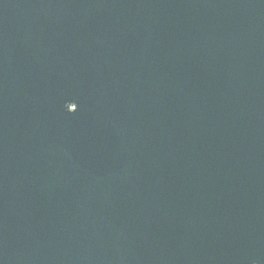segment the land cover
<instances>
[{
  "label": "water",
  "instance_id": "obj_1",
  "mask_svg": "<svg viewBox=\"0 0 264 264\" xmlns=\"http://www.w3.org/2000/svg\"><path fill=\"white\" fill-rule=\"evenodd\" d=\"M0 264H264V0H0Z\"/></svg>",
  "mask_w": 264,
  "mask_h": 264
},
{
  "label": "snow or ice",
  "instance_id": "obj_2",
  "mask_svg": "<svg viewBox=\"0 0 264 264\" xmlns=\"http://www.w3.org/2000/svg\"><path fill=\"white\" fill-rule=\"evenodd\" d=\"M76 111H78V107L76 108Z\"/></svg>",
  "mask_w": 264,
  "mask_h": 264
}]
</instances>
